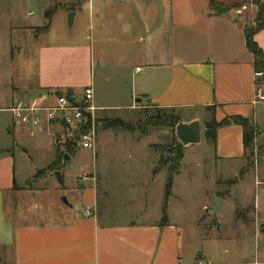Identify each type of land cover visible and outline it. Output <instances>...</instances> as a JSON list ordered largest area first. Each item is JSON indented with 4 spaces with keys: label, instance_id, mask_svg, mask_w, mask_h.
<instances>
[{
    "label": "crops",
    "instance_id": "crops-1",
    "mask_svg": "<svg viewBox=\"0 0 264 264\" xmlns=\"http://www.w3.org/2000/svg\"><path fill=\"white\" fill-rule=\"evenodd\" d=\"M73 3L79 4L73 9L61 6L67 4L68 7ZM109 6L112 10L120 8L118 18H129L132 27L131 39L121 41L132 46L131 54L122 53L120 59L129 61L133 56L139 62L132 75L131 97L136 100L128 109L147 101L155 107L184 111L188 117L183 121L199 119L202 133V129L206 130V119L202 118L201 111L215 107L218 121L232 117L247 119L261 132L256 139L257 146H264L259 142L264 134V104L256 98L257 72L254 55L246 44L244 27L247 21L251 25L255 23L258 12L255 4L246 6L248 16L242 25L228 15H211L209 0H62L57 2L56 9H62L66 15L75 11L73 27L82 10L88 8L91 17L96 8L103 13ZM12 18L11 29L26 38L28 41L23 42L27 45L29 40L37 41L48 32L33 33L46 21L22 24L19 18L11 15ZM255 40L264 50V30L255 35ZM26 44L9 42L3 55L12 60L21 54V48ZM36 56L37 84L31 92L13 86L6 88L0 95V112L9 111L18 98H40L45 105H51L60 91L79 95L87 86L94 91L97 109L118 108L97 102L91 78L88 77L85 87L79 90L65 79L75 68L71 72L68 68H59L62 63H78L86 71L88 63H93L92 45L86 38L85 43L72 46L37 45ZM137 67L140 70H136ZM2 122L0 118V264H264V178L256 179L251 211L254 224L250 226L244 222L246 218L235 217L228 221L220 215L225 206L236 211L238 205H248V198L239 195L246 176L232 192V198H222L223 203L212 216L211 224L204 227L200 222L202 216L187 226L177 224L170 216L169 206L165 221L160 215L150 222H105L98 209L95 178L84 173L77 179L79 187L84 188L86 208L90 207V213L71 206L69 213H65L67 219L59 223L33 222L23 219L17 203L27 194L36 196L39 190L34 184L30 187L18 184L16 147L9 142L11 130L6 133ZM12 130L20 141L17 146L21 143L24 150L29 148L28 137L40 136L47 131L53 137L54 130L63 134L59 127L37 129L18 123L13 124ZM216 138V144H213L215 162L221 170L230 166L232 171H240L245 153L243 127L238 124L222 126L218 128ZM57 147L54 148L57 150ZM53 156L54 160L52 158L46 168L56 161L54 153ZM263 158L257 166L263 164ZM152 172V183L164 174L163 169L158 172L152 169L148 174ZM134 181L133 184H144L141 179ZM150 181L147 195L151 191ZM85 183H89L86 189ZM252 240L258 243L253 249L248 245Z\"/></svg>",
    "mask_w": 264,
    "mask_h": 264
},
{
    "label": "rangeland",
    "instance_id": "rangeland-1",
    "mask_svg": "<svg viewBox=\"0 0 264 264\" xmlns=\"http://www.w3.org/2000/svg\"><path fill=\"white\" fill-rule=\"evenodd\" d=\"M229 1L225 2L231 7L226 15L239 21L241 25L244 24L248 16L246 6L252 3V0ZM57 2L62 0H0V95L11 86L31 92L32 87L37 84L39 71L37 45L72 46L85 43L86 38L93 49V63H88L86 71L78 63H62L60 67L56 63L59 68H68L69 72L74 70L73 67L75 68L74 73L68 77L65 76L72 87L82 90L89 77L95 85L97 102L108 103L118 108L94 111L91 115L90 127L95 130V148L93 150L83 147L75 149L74 145H67L66 153L73 152L71 160L67 162H63V157L59 158L61 153L58 154L55 149L56 141L62 138V133L59 134L54 130L53 137L50 131L33 138L28 137L26 139L29 148L26 147L24 150L21 143L17 146L20 141L12 130L13 124L20 123L14 119L11 112H0L4 130L6 133L10 130L12 132L9 142L11 146L16 147L18 184L29 187L34 184L36 190H39L36 196L27 194L24 200L20 199L17 203L19 212L20 209L22 210L23 219L33 222L59 223L67 219L68 216L65 213H69L71 206L78 211L86 210L84 188L79 187L77 179L79 174L84 173L88 176L93 175L95 178L98 209L101 219L105 222L108 220H112V223H129L132 220L150 222L160 215L162 217L165 185L172 178L173 195L169 197L167 205L172 220L187 226L202 216L200 222L207 227L212 222V216L216 215L214 211L216 199L218 197L232 198V192L246 176L245 182L239 189V195L248 198V205H238L236 211L225 206L220 215L228 221L235 220V217L240 220L243 217L246 218L244 222L248 226L253 225L252 202L255 198V184L256 179L264 178V162L255 170L248 171L243 179L238 180L242 169L232 171L230 166H227L225 170H221L219 163L214 160V145L205 138L203 129L199 144L180 146L175 135L176 125L165 126L159 122L151 124L149 121L159 116L158 112L161 110L162 113L176 115L179 121H183L188 117L184 111L161 109L148 104L147 101L136 104L133 109H128L136 100V97L134 101L131 97L132 75L134 66L139 64L133 56L129 61L120 59V56H123L122 53L131 54L132 46L121 42H128L131 39L132 27L129 18H118L120 8L112 10L113 8L109 6L103 13L96 8L91 17L88 8L86 10L83 8L76 24L70 27L68 14L66 15L62 9H56ZM78 4L73 3L68 7L67 4H61V6L69 8ZM50 9L53 14L48 29L47 12ZM11 15L19 18L22 24H42L46 21L43 27H36L33 33L46 30L48 32L41 35L37 41L29 40L27 45L28 40L21 38L20 33L16 34L11 29V23L14 20V18L11 19ZM250 26L252 25L247 21L244 27ZM25 40L26 42H23ZM9 42L26 44L21 48V54L12 60L3 55L4 48ZM59 93H63V90ZM201 115L203 119H206V123H221L227 119L218 121L215 107H206L201 111ZM115 119L122 120L129 129L106 128L109 122ZM160 121L163 120L160 119ZM259 142L264 144V134ZM58 147L59 152H62L61 146L58 145ZM53 153L56 156L55 160L58 163L61 162L59 165L61 180L58 179L56 171L46 174L48 168L45 166L49 165L52 158L54 160ZM182 153L183 158L182 156L180 158ZM242 163L245 168L248 163L245 156ZM173 167L177 168L172 171ZM152 169L156 172L161 169L164 171V174L153 183L150 179L153 172L148 174ZM41 172L43 174L40 175ZM24 176H27L25 182ZM134 179H141L144 184H133ZM36 180L40 182L35 183ZM149 181L151 191L147 195ZM88 184L85 183V189ZM262 201L264 202V199ZM17 216L22 218L21 215ZM248 245L253 249L258 243L252 240ZM223 247L229 248L225 244Z\"/></svg>",
    "mask_w": 264,
    "mask_h": 264
},
{
    "label": "built area",
    "instance_id": "built-area-1",
    "mask_svg": "<svg viewBox=\"0 0 264 264\" xmlns=\"http://www.w3.org/2000/svg\"><path fill=\"white\" fill-rule=\"evenodd\" d=\"M136 70H140V67ZM256 76V98L264 104V72L256 73ZM96 109L94 91L91 86H87L79 95L71 92L56 94L55 102L51 105H45L40 98H18L9 111L20 124L37 129H63L62 138L56 141L57 146L63 147V150L67 145H74L75 149L83 147L93 150L96 135L94 128L90 127V119ZM86 210L90 213V207Z\"/></svg>",
    "mask_w": 264,
    "mask_h": 264
},
{
    "label": "trees",
    "instance_id": "trees-1",
    "mask_svg": "<svg viewBox=\"0 0 264 264\" xmlns=\"http://www.w3.org/2000/svg\"><path fill=\"white\" fill-rule=\"evenodd\" d=\"M252 3L255 4L258 8V12L256 15L254 25L245 28V36H246V44L250 52L254 55V67L257 73L264 72V50L260 48L258 43L255 40V35L259 32L264 30V0H252ZM209 8L211 15H226L228 11H230L231 7L228 4H225L221 0H209ZM73 9V7L71 8ZM52 9L47 12L48 17V28L50 26V19L52 17ZM70 92V91H68ZM59 94V93H57ZM164 109V108H161ZM159 116H155L149 121L151 124L159 122V124L165 126H175L179 118L176 115L170 113H162V110L159 111ZM162 119L163 121H160ZM231 124H238L243 127V145H244V156L247 160V166L242 168L240 171L239 179L241 180L244 178L246 173L250 170H255L257 164L260 162L261 158L264 156V146H257L256 139L260 136L261 132L257 127L252 125L247 119L243 117H232L227 118L226 120L222 121L221 123L217 122H207L206 123V130H205V138L212 142V144H216V132L218 128L222 126H228ZM106 128H111L115 130H128L129 127L124 125L122 120L115 119L114 121H110ZM181 146V144H180ZM57 152L59 158H62L66 151L59 152V147H57ZM70 156H72L73 152H67ZM182 154L180 155L181 158ZM60 163L57 161L54 164L48 167V171L53 170H60ZM238 182V181H236ZM172 178L166 183L165 186V199H164V206H163V220L167 219V205L169 197L172 194Z\"/></svg>",
    "mask_w": 264,
    "mask_h": 264
},
{
    "label": "water",
    "instance_id": "water-1",
    "mask_svg": "<svg viewBox=\"0 0 264 264\" xmlns=\"http://www.w3.org/2000/svg\"><path fill=\"white\" fill-rule=\"evenodd\" d=\"M74 17H75V11L71 10L68 13V23L70 27H72L73 25ZM175 135L179 143L182 146H189L191 144H199L202 139L200 120L194 119L190 122L179 121L175 127ZM69 160H71V156L68 153H65L63 156V162H67ZM173 168L174 169L172 171H174L177 167L176 168L173 167ZM56 175L59 180L62 179V175L59 170L56 171ZM222 203H223V199L218 197L216 199V205L214 207L215 212L219 210Z\"/></svg>",
    "mask_w": 264,
    "mask_h": 264
},
{
    "label": "flooded vegetation",
    "instance_id": "flooded-vegetation-1",
    "mask_svg": "<svg viewBox=\"0 0 264 264\" xmlns=\"http://www.w3.org/2000/svg\"><path fill=\"white\" fill-rule=\"evenodd\" d=\"M171 152H172V151H171ZM54 171H55V170H53V171H48L47 173L54 172ZM56 171H57V170H56ZM41 174H43V172H41L40 175H41Z\"/></svg>",
    "mask_w": 264,
    "mask_h": 264
}]
</instances>
